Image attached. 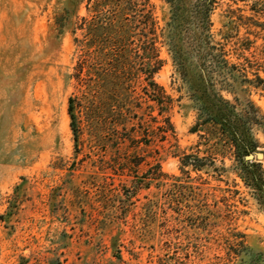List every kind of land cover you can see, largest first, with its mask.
Wrapping results in <instances>:
<instances>
[{
    "label": "rangeland",
    "instance_id": "obj_1",
    "mask_svg": "<svg viewBox=\"0 0 264 264\" xmlns=\"http://www.w3.org/2000/svg\"><path fill=\"white\" fill-rule=\"evenodd\" d=\"M94 1L0 0V264H264V213L230 149L193 132L197 111L169 50L195 51L199 0L137 2L155 22L153 80L172 99L163 114L129 65L132 12ZM215 1L219 40L227 8L248 7ZM81 45L92 69L82 88ZM246 99L264 115L262 89ZM254 134L264 154V132ZM186 155L204 169L183 166Z\"/></svg>",
    "mask_w": 264,
    "mask_h": 264
},
{
    "label": "trees",
    "instance_id": "obj_2",
    "mask_svg": "<svg viewBox=\"0 0 264 264\" xmlns=\"http://www.w3.org/2000/svg\"><path fill=\"white\" fill-rule=\"evenodd\" d=\"M166 1L170 4L176 2ZM232 1L235 5L243 3L248 10L232 6L227 8L224 15L227 21L219 32V40L211 33L210 21L216 1L199 0L196 11L198 22L192 40L195 51L181 53L175 43H170L169 50L176 72L187 86L197 111L198 118L193 132H203L200 136H204V139L230 149L235 171L250 189L252 197L264 213V169L260 160L246 159L248 155H256L259 147L254 129L264 132V115L253 102L246 99L250 87L264 91V79L261 76L264 72V0ZM137 2L138 0H96L95 5L105 3L125 14L132 12L133 19L124 16L125 25L122 27L125 45H130L133 54L129 65L145 76L148 81V87L144 88L145 93L150 101L156 104L159 114H163L170 109L172 99L166 95L164 88L153 80L155 73L162 66L156 41L150 36L155 34V22L149 13L140 14L144 10L138 9ZM147 30L149 32H146ZM137 35L139 37H136ZM83 46L81 45V49L84 54L80 56L74 75L81 88L87 86L86 82L92 78L90 60L83 52ZM127 60L129 61V57ZM82 92L86 93L84 90ZM224 93L233 99H227L223 96ZM134 99L138 100V97ZM241 99H244L243 102ZM77 102L79 101L75 97H71L68 107L76 144L80 133L75 114ZM165 122L172 126L169 119ZM137 125H132L130 130L137 132ZM182 165L192 166L197 171L205 167L202 159L190 155L184 157Z\"/></svg>",
    "mask_w": 264,
    "mask_h": 264
},
{
    "label": "water",
    "instance_id": "obj_3",
    "mask_svg": "<svg viewBox=\"0 0 264 264\" xmlns=\"http://www.w3.org/2000/svg\"><path fill=\"white\" fill-rule=\"evenodd\" d=\"M257 158L258 160H262L264 158V154L263 153H257L256 155H248L246 156V159H254Z\"/></svg>",
    "mask_w": 264,
    "mask_h": 264
}]
</instances>
